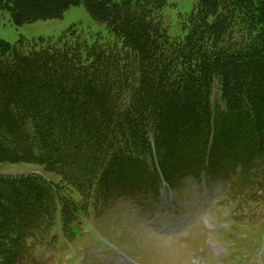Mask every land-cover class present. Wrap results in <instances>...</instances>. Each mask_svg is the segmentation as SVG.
I'll use <instances>...</instances> for the list:
<instances>
[{"label": "trees", "instance_id": "obj_1", "mask_svg": "<svg viewBox=\"0 0 264 264\" xmlns=\"http://www.w3.org/2000/svg\"><path fill=\"white\" fill-rule=\"evenodd\" d=\"M80 4L109 38L0 37V163L58 177L0 173V264L56 245L58 221L77 237L147 173L174 185L238 150L264 172V0H198L181 36L165 0H0L16 25Z\"/></svg>", "mask_w": 264, "mask_h": 264}, {"label": "rangeland", "instance_id": "obj_2", "mask_svg": "<svg viewBox=\"0 0 264 264\" xmlns=\"http://www.w3.org/2000/svg\"><path fill=\"white\" fill-rule=\"evenodd\" d=\"M165 2L169 32L181 36L180 19L198 0ZM71 26L92 39L110 37L83 4L61 17L22 25L0 8V37L10 43L22 37L56 39ZM219 99L214 92V104L222 107ZM253 159L248 150L224 151L216 171L183 174L173 189L147 173L126 186L127 193L120 190L99 211H91L86 224L80 219L77 237H63L56 222L58 243L30 249L23 264H123L122 257L136 264H264V172L249 163ZM31 172L58 179L36 164L0 163L2 174Z\"/></svg>", "mask_w": 264, "mask_h": 264}, {"label": "bare ground", "instance_id": "obj_3", "mask_svg": "<svg viewBox=\"0 0 264 264\" xmlns=\"http://www.w3.org/2000/svg\"><path fill=\"white\" fill-rule=\"evenodd\" d=\"M126 263H127V264H135V262L132 261V260H130V261L126 262Z\"/></svg>", "mask_w": 264, "mask_h": 264}]
</instances>
